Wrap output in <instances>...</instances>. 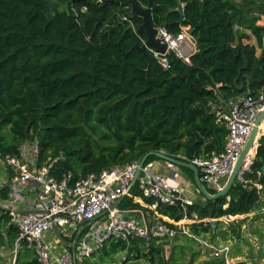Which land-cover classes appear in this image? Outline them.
I'll use <instances>...</instances> for the list:
<instances>
[{
  "label": "trees",
  "instance_id": "trees-1",
  "mask_svg": "<svg viewBox=\"0 0 264 264\" xmlns=\"http://www.w3.org/2000/svg\"><path fill=\"white\" fill-rule=\"evenodd\" d=\"M56 1L64 9H55L51 0H0V158L21 157L22 144L37 142L38 167L46 166L58 180L72 174L73 182L152 152L186 162L203 159L223 150L228 136L212 105L264 90V26L258 25L264 0H153L156 27L178 34L190 26L197 42L191 64L169 55L168 69L148 50L129 53L147 37L137 34L142 19L129 15L128 0ZM138 1L143 7L150 3ZM240 29L245 32L237 34ZM253 38L256 45L249 43ZM236 80L243 90L234 87ZM157 160L152 156L147 164ZM263 169L264 136L246 182L236 181L227 196L183 211L159 204L155 213L164 223L197 215L200 222L186 225L196 238L210 233L240 240L241 230L222 219L243 216L242 228L255 207L264 208ZM8 192L5 187L0 195L7 199ZM153 204L136 184L119 209L148 211ZM208 219L216 220L214 226ZM18 236L9 211L0 206V248H12ZM180 239L196 240L183 233L168 240L113 238L83 264H225L219 258L196 263L195 253L187 261ZM16 264H38L24 243Z\"/></svg>",
  "mask_w": 264,
  "mask_h": 264
},
{
  "label": "built area",
  "instance_id": "built-area-1",
  "mask_svg": "<svg viewBox=\"0 0 264 264\" xmlns=\"http://www.w3.org/2000/svg\"><path fill=\"white\" fill-rule=\"evenodd\" d=\"M179 8L184 11L185 3L181 2ZM85 10L86 8L83 11ZM157 29V37L167 46V52L162 54L151 48H148V51L161 66L164 69L169 68V55L185 64H191L192 58L198 52L191 27L181 26L178 34L171 33L165 27H157ZM212 111L216 123L228 130L226 145L221 151L213 152L203 159H194L189 163L198 168L200 180L206 190L210 194H217L225 188L258 116L264 112V90L258 97L242 95L220 105H212ZM30 144L33 146V152L29 151L26 142L21 146V157L0 158V164L14 173L15 183L34 185L42 210L41 213H37L5 208L9 211L11 224L19 232L14 248L10 251L12 258L9 264H16L15 259L21 243L26 244L27 248L35 253L38 264H83L113 238L125 242H130L133 238L168 240L183 233L198 240L190 235L186 228V225L200 222L195 214L193 219L185 217L178 223L171 221L164 223L160 217L150 222L145 216L125 217L118 207L114 208L116 203L129 194L127 192L136 178L142 159L124 167L104 170L99 174H89L75 182L72 174L58 180L49 175L46 166L38 167V143ZM255 159L256 149H253L239 172L238 182H246L245 176L252 172L251 167ZM166 164L171 168L174 167L171 163L166 162ZM136 184L145 199L154 201L151 206L154 211L159 204L168 206L181 204L183 208L193 205L191 200L183 196L178 186L171 184L168 176L155 172L154 162L144 165ZM255 186L259 191L262 190L261 185ZM55 227L79 235L75 255L71 250L56 252L57 248L48 239L49 233ZM205 245L211 250L214 258L223 260L225 264L231 263L229 246L217 248L207 243ZM5 254H8V250ZM0 257H3L1 253Z\"/></svg>",
  "mask_w": 264,
  "mask_h": 264
},
{
  "label": "crops",
  "instance_id": "crops-1",
  "mask_svg": "<svg viewBox=\"0 0 264 264\" xmlns=\"http://www.w3.org/2000/svg\"><path fill=\"white\" fill-rule=\"evenodd\" d=\"M237 3H240L242 0H234ZM262 17L261 19H263ZM261 21V20H260ZM259 21V22H260ZM258 22V23H259ZM253 40H255L253 38ZM255 42V41H254ZM258 55H260L261 50L258 48L257 50ZM260 134H264V129H261ZM155 163V172L158 174H162L168 176L171 179V183L178 186L181 189L183 196L193 203H196L199 198L197 195V187L195 183V175H193L183 171L181 168L178 170L177 166L173 168L169 167L166 162L164 161H153ZM125 166V165H124ZM122 166V167H124ZM175 172L176 175L171 177V174ZM7 184H9L7 186ZM5 187H9L8 198L4 199L0 195V206L3 208H15L19 212H37L41 213V205L39 204L37 197H36V190L33 184L27 183H15L14 182V173L9 171L5 166L0 164V190ZM136 202V200H135ZM140 203V202H139ZM141 206H144V202L140 203ZM119 208V206H118ZM146 208V207H145ZM122 211V215L125 217H143L145 216L150 222L154 221L156 218V213H153V210L144 211L141 209H120ZM152 214V215H148ZM76 235L70 232H64L55 228L51 233L48 235V239L52 241L53 245L57 248L56 252L60 253L62 250H71V244L74 243ZM15 245V244H14ZM12 248H8L7 246H3L0 248V253L3 257H0V260L4 261V264H9L11 261L12 256L10 255V251ZM8 250V254H5V251ZM14 258V257H13ZM15 259V258H14ZM17 258L15 259V263Z\"/></svg>",
  "mask_w": 264,
  "mask_h": 264
},
{
  "label": "rangeland",
  "instance_id": "rangeland-1",
  "mask_svg": "<svg viewBox=\"0 0 264 264\" xmlns=\"http://www.w3.org/2000/svg\"><path fill=\"white\" fill-rule=\"evenodd\" d=\"M55 9H64L62 8L61 2L56 0H51ZM242 4V1L240 2ZM253 14L258 11V8L253 6ZM260 10V9H259ZM259 26H264V18L258 23ZM237 29V27H236ZM244 33V29H240L237 31L238 33ZM247 42L246 40H244ZM251 40L249 43L252 45H256V41ZM264 125V124H263ZM264 129V128H263ZM31 142H27V146L29 151L33 152V146L30 144ZM33 143V142H32ZM23 145V144H22ZM178 170L180 167L177 168ZM199 196L197 203L204 204L206 200L201 194H197ZM264 199V194L262 195ZM155 211L153 210V213ZM152 215V214H148ZM156 215V214H155ZM157 217V215H156ZM159 217V216H158ZM245 217L240 216L238 218L234 217H226L223 218L224 226H232L235 230L242 232L243 238L240 240L237 239L236 236L229 234L227 238L223 236H214L210 233L201 234L198 237V240L193 241H185L179 240L178 244L186 246L188 249L186 251L185 259L189 261L193 254H197L196 263L202 261H208L214 259L211 250H208V247L205 245L206 243L209 245H213L217 248L222 246H229L231 253L229 256L230 264H264V208L255 207L254 211L248 215L247 222L240 228V220ZM207 222H211V224H215L216 220H206ZM172 245L167 247V252L170 253ZM0 264H4L3 260H0Z\"/></svg>",
  "mask_w": 264,
  "mask_h": 264
},
{
  "label": "water",
  "instance_id": "water-1",
  "mask_svg": "<svg viewBox=\"0 0 264 264\" xmlns=\"http://www.w3.org/2000/svg\"><path fill=\"white\" fill-rule=\"evenodd\" d=\"M129 4L131 6V12H130V16H134V17H138L140 19H142V25L141 27L137 30V34L139 36H141L142 34H145L147 39L145 40V43L142 46H136L133 50H131L129 53L133 52L134 50L138 51L139 53H146V51L148 50V48L154 49L156 52L165 54L167 52V46L165 44L162 43V41L157 37L158 35V29L154 24V20H153V14H152V9H153V0H150V3L148 5V7H143L138 0H128ZM235 18V16H232L229 19V22L227 24V30H228V34L229 37L231 38V32H230V24L232 22V20ZM129 53H125V56H128ZM247 78V80H249V76H245ZM234 87L237 90H243L244 89V83L241 82L240 84H238V80H236L234 82ZM264 122V112H262L256 122H255V126L253 127V130L251 132L250 138L247 142V144L245 145L243 151L240 154V157L238 159L237 164L234 167L233 172L231 173L230 177L227 180V183L225 185V188L223 189V191L215 194V195H211L205 188V186L202 184L201 180H200V176H199V170L197 167H195L194 165H192L189 162H186L178 157H174L171 155H168L164 152H152L147 154L142 160H141V164H140V169L137 172L136 178L133 181L131 187L129 188L128 192L129 193L133 187L136 185L137 180L141 174V170L144 167V165L147 163L148 159L152 156H155L157 158H159L162 161H166L168 163L173 164L174 166L177 167H184V168H188L190 170H192L194 172L195 175V183H196V187L197 190L199 192V194H201L205 200H209V201H215L219 198L225 197L228 195V193L230 192L231 188L235 185L237 179H238V175L239 172L241 170V168L243 167V165L246 162L247 157L249 156L250 152L253 149H256V155H257V150H258V146H259V140L262 138V136L264 135H259L260 133V126L261 124ZM264 171V169H263ZM174 175H176L175 172H173L171 174V177H173ZM171 182V179H170ZM172 184V183H171ZM9 184H7L8 186ZM174 185V184H173ZM176 186V185H175ZM125 197H123L118 203H116L114 205V208H117L119 206V204L123 201ZM180 208L181 211H183V206L180 204L178 206ZM56 228V227H55ZM79 240V235L76 236L75 241L73 244H71V248H72V253L75 255L76 252V246Z\"/></svg>",
  "mask_w": 264,
  "mask_h": 264
},
{
  "label": "bare ground",
  "instance_id": "bare-ground-1",
  "mask_svg": "<svg viewBox=\"0 0 264 264\" xmlns=\"http://www.w3.org/2000/svg\"><path fill=\"white\" fill-rule=\"evenodd\" d=\"M264 124V122L261 124V126H260V131H261V129H262V125ZM259 135H261L260 133H259ZM253 151V150H252Z\"/></svg>",
  "mask_w": 264,
  "mask_h": 264
}]
</instances>
